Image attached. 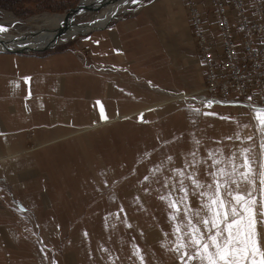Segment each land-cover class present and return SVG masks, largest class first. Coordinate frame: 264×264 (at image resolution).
<instances>
[{
  "label": "crops",
  "instance_id": "1",
  "mask_svg": "<svg viewBox=\"0 0 264 264\" xmlns=\"http://www.w3.org/2000/svg\"><path fill=\"white\" fill-rule=\"evenodd\" d=\"M202 65L184 0H150L63 49L0 52V264H116L102 251L119 225L80 213L88 199L119 206L110 218L132 204L143 244L171 248L161 264L200 263L188 257L215 232L209 197L254 198L264 220V114L171 100L202 86ZM147 204L159 221L144 226Z\"/></svg>",
  "mask_w": 264,
  "mask_h": 264
},
{
  "label": "built area",
  "instance_id": "2",
  "mask_svg": "<svg viewBox=\"0 0 264 264\" xmlns=\"http://www.w3.org/2000/svg\"><path fill=\"white\" fill-rule=\"evenodd\" d=\"M184 3L203 64V85L191 98L250 115L264 109V0Z\"/></svg>",
  "mask_w": 264,
  "mask_h": 264
},
{
  "label": "rangeland",
  "instance_id": "3",
  "mask_svg": "<svg viewBox=\"0 0 264 264\" xmlns=\"http://www.w3.org/2000/svg\"><path fill=\"white\" fill-rule=\"evenodd\" d=\"M18 1V0H16ZM21 2H8L9 4L15 5L13 8L17 10L15 12L12 10V8L9 7L5 3V0H0V21H7L10 20V16L15 19L13 23H5L2 26L6 29L8 33L12 34H17L21 32H25L26 30L34 29L36 28L35 25H41L42 24V18L44 14H61V13H67L71 8L76 6L79 0L75 1L73 3L72 1L69 2L66 5H59V0H20ZM41 1H44L41 3ZM150 1V0H136V2H133V0H127L123 2L119 8H117L116 13H114L113 18H111L107 23H105L104 26H100L99 28L96 29H102L106 27L109 23L135 14L136 12L141 11L145 4ZM72 3V4H71ZM185 4V3H184ZM139 10V11H138ZM20 11V12H19ZM26 12L27 14H20ZM98 11H95V13ZM78 16V15H77ZM94 14L86 13L83 14L82 16L76 17L74 23H80V22H85L89 21L92 19ZM92 29L90 31L96 30ZM88 31L87 33H89ZM79 34L74 36L73 38L63 41V42H57L53 46H55L52 50L48 52H52L54 50H59L67 47L71 43L79 40V38L83 37L85 34ZM52 47V46H51ZM49 47V48H51ZM47 48V49H49ZM48 52H26V53H48ZM203 85V83H202ZM202 87V86H201ZM200 87V88H201ZM200 88L196 90H192V88L188 92H175L172 95V101L175 102H185L183 107H187L190 111L196 112V108L198 107L197 102L194 99L191 98V95L193 92L199 90ZM184 94H188L190 96L188 97H183ZM176 104H180L176 103ZM247 112V111H246ZM248 113V112H247ZM256 113V112H255ZM255 113H253L250 116H253ZM210 115L209 113L206 114L207 120H210ZM213 124V123H212ZM172 133L181 131V126L174 125L173 128H171ZM210 129H207V133L210 132ZM91 199H88L86 203H77V209L79 210L80 213H83L85 211H89V213L92 214H104L107 217V223L110 228L117 227L119 225V229L121 230L122 234L120 236V240L116 243L114 240L115 238L113 237V243L114 249L110 250H104L102 251V256L103 257H114V262L116 264H161L163 262H166L170 259L173 258V255L171 253V248L167 245V242L160 243L156 245L155 247L149 249L146 247V244H143L142 240L138 238L137 235V230L135 227L131 224L130 219L128 218V213H131L134 211L133 205L132 204H126V208H124V216L120 218H110L114 215V213L119 210V206L115 205H105L101 206L100 203H91ZM128 203V202H124ZM137 203V202H135ZM163 204L164 203H157L153 204L154 207L157 205V209L162 208L163 209ZM150 211L151 208L149 204H147L146 207V218L141 220L142 225H147L151 223H158L159 220H157L154 217H149L150 216ZM116 216V215H114ZM98 223H100L101 220H96ZM196 223V220H194V224ZM93 260L95 262H98L97 259V252L96 250H93ZM200 262L199 264H202L201 260L198 259ZM206 264V262H204Z\"/></svg>",
  "mask_w": 264,
  "mask_h": 264
},
{
  "label": "snow or ice",
  "instance_id": "4",
  "mask_svg": "<svg viewBox=\"0 0 264 264\" xmlns=\"http://www.w3.org/2000/svg\"><path fill=\"white\" fill-rule=\"evenodd\" d=\"M3 31L6 29L0 26V32ZM27 79L25 78V80ZM256 111L259 114H264V109ZM102 118L105 117L102 116ZM259 118L264 124V115ZM197 186L199 187V185ZM217 193H219V185ZM201 195L205 194L201 193ZM233 199L235 205L226 207L227 202L221 199L218 194L215 198L209 197L210 202L204 207L212 215L210 219L201 220V223H210L215 232L208 237L209 242H202L203 238L194 235L192 243L197 246L198 251L196 255L189 256L188 259H200L202 264L204 262L206 264H245L246 261L250 264H264V251H261L259 247L257 232V224H264V220L257 219L256 201L254 198L246 199L242 195H235ZM259 215L264 216V212ZM196 231L198 230L193 228V232ZM210 249H214V251ZM257 256L260 257L259 261L255 259Z\"/></svg>",
  "mask_w": 264,
  "mask_h": 264
},
{
  "label": "bare ground",
  "instance_id": "5",
  "mask_svg": "<svg viewBox=\"0 0 264 264\" xmlns=\"http://www.w3.org/2000/svg\"><path fill=\"white\" fill-rule=\"evenodd\" d=\"M125 1L127 0H102V2L98 4L96 0H92L90 3L94 6L98 4V8L94 7L95 9L92 8L87 11V6L90 4H88V0H86L83 4L86 9L84 14L90 13L94 14V16L89 21L80 23H74L77 14L74 16L73 20H70L71 17L66 13L44 14L42 24L38 26L35 25L36 28L34 29L26 30L19 34L8 33L7 31L0 32V49H24L22 47L26 45L36 46L40 50L47 49L57 42L67 41L80 33L84 34L104 25L113 18L117 8ZM95 11L98 12L95 13ZM14 21L15 19L10 16V20L0 21V26L7 22L13 23Z\"/></svg>",
  "mask_w": 264,
  "mask_h": 264
},
{
  "label": "water",
  "instance_id": "6",
  "mask_svg": "<svg viewBox=\"0 0 264 264\" xmlns=\"http://www.w3.org/2000/svg\"><path fill=\"white\" fill-rule=\"evenodd\" d=\"M84 1L86 0H79L78 3L76 4V6H74L73 8H71L69 10L68 13H66L69 17H71L70 20H73L74 16L77 14L78 16H75L76 17H79V16H82L84 14V11H86V9L84 8L83 4H84ZM98 4H100L102 2V0H96ZM90 2H92V0H88V4L92 5ZM97 4V5H98ZM88 5L87 7V11H89L90 9L94 8V7H97V5H92L90 6ZM95 9V8H94ZM86 14V13H85ZM80 18V17H79ZM19 34V33H17ZM81 34V33H80ZM61 42V41H60ZM58 45V44H56ZM55 45V46H56ZM55 46H52L51 48L49 49H42L40 50L38 47L36 46H30V45H26L22 48L24 49H20V48H13V49H9V48H3V49H0V52H9V53H26V52H29V51H32V52H48L50 50H52Z\"/></svg>",
  "mask_w": 264,
  "mask_h": 264
},
{
  "label": "trees",
  "instance_id": "7",
  "mask_svg": "<svg viewBox=\"0 0 264 264\" xmlns=\"http://www.w3.org/2000/svg\"><path fill=\"white\" fill-rule=\"evenodd\" d=\"M9 1H10L11 3H12V2H13V3H14V2L17 3L18 1L22 3V1H20V0H18V1H16V0H5V3H6L7 5H9V7L12 8V10H14L15 12H17V10H16L15 8H13V6H15L16 4L14 3L15 5H12V6H11V4L8 3ZM71 1H72L73 3H75V1H77V0H59V2H60L59 5H66V4H68L69 2H71ZM43 2H44V1H41V3H43ZM71 4H72V3H71ZM19 12H20V11H19ZM20 14L24 15V14H27V13H26V12H23V13H20Z\"/></svg>",
  "mask_w": 264,
  "mask_h": 264
}]
</instances>
